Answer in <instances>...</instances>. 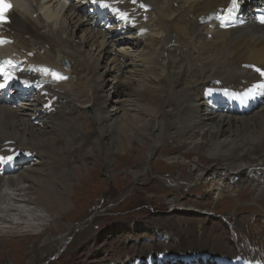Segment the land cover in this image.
Here are the masks:
<instances>
[{"label":"bare ground","instance_id":"1","mask_svg":"<svg viewBox=\"0 0 264 264\" xmlns=\"http://www.w3.org/2000/svg\"><path fill=\"white\" fill-rule=\"evenodd\" d=\"M139 1L151 6L146 17L138 18V27L131 34L110 38L108 30L91 27L86 12L79 11L76 3L64 10L60 0H14L6 31L13 42L10 47H0V55L25 51L33 53L32 63L61 67L60 61L64 59L70 69L65 71L67 75H61L65 82L50 89L57 98L55 112L43 114L39 100L16 105L0 102V149L20 148L34 157L18 165L13 173L0 177V233L13 226L28 234L34 226L26 223L29 217L43 229L32 235L41 238L32 248L63 244L65 231L58 222L71 214V207L75 208L73 181L76 172L82 171V164L74 169H69V165L75 152L82 159L84 146L87 155H99L108 161L111 154L126 152V144L139 141L147 147L148 159L161 153L167 141L175 139L173 142L186 152H196L206 159L209 165L204 170L212 171L217 163L230 170L231 174L219 184L215 179L207 180L212 191L218 192L217 201L227 194L231 197L252 168L263 171L264 155L256 156V152L264 146V89L257 95V107L241 115L237 108L247 105L237 104L236 98L245 94L233 96L225 89L231 87L246 93L244 88L250 83L264 82V77L251 72L254 68L264 70V24L257 14L264 10V0H239L250 6L237 17L245 21L240 26L225 28L220 26L223 17L229 15L226 10L230 0ZM144 29L149 33L144 34ZM11 86L24 95L18 84ZM5 94L4 88H0V101ZM90 105L95 135L86 144L81 120ZM245 158L247 163L242 162ZM175 159L183 163L180 157ZM147 166L143 160L130 173L131 178L142 183ZM194 172L191 169L184 182L200 181V174ZM259 182L255 196L261 199L264 180ZM174 183L166 186L174 192L166 203L175 214L184 208L186 212L180 213L192 217L189 212L198 211L177 202L181 193ZM10 214H15L12 216L20 222L14 224L8 219ZM187 221L192 222L185 231L189 246L178 228L165 218L152 220L143 227L150 229L154 238L172 239L166 251L169 260L162 261L155 254L153 262H149L150 254L142 252L144 256L135 259L137 264H186L179 259L193 251L203 254L189 264H218V260H213L215 256L238 255L222 222H206L198 229V240L193 218ZM61 229L60 240H51L50 233ZM131 229L139 227L125 224L112 226L109 231ZM198 241L200 249L196 246ZM161 246V242L154 244L155 253L163 252ZM260 248L264 250V235Z\"/></svg>","mask_w":264,"mask_h":264},{"label":"rangeland","instance_id":"2","mask_svg":"<svg viewBox=\"0 0 264 264\" xmlns=\"http://www.w3.org/2000/svg\"><path fill=\"white\" fill-rule=\"evenodd\" d=\"M93 106L97 107V103ZM85 110L81 121L85 125L84 133L87 136L85 143L89 144L95 135L94 113L91 105ZM167 115L171 116L169 113ZM173 140L175 139L166 142V147L161 151L163 156L159 151L148 159L147 147H143V143L139 141H133L131 145L126 144V152H122V155L111 154L110 162L103 160L99 155H87L86 146L82 150V159L79 152L73 153L69 169L82 164V171L76 172L75 182L73 181L76 187L74 190L76 198L72 199L75 208L71 207V214L63 216L58 222L65 231L63 244L53 246L51 243L36 250L32 247L41 238H32V235L34 237L43 230L38 222H31L29 217L26 218L28 221L25 219L26 223L34 225L28 234L24 233L25 229L6 227L3 223V228H6L0 233V264H127L132 259L144 256L142 252L154 251V244L161 242L153 237L150 229L147 231L143 229L158 218L172 222L188 246L191 244L185 231L192 222H188L187 219L193 218L198 240L201 237V230L198 229H202L206 222L220 221L226 226L238 255L240 248L246 255L257 257L261 253L264 254V250L260 248L261 236L264 235V198L255 196L257 186H260L259 181L264 180V169L261 171L252 168L246 178L240 180L236 192L231 197L227 194L222 198L218 197L217 201L218 192L212 191L213 186L207 180L212 178L219 184L231 174L230 170L221 163L215 164L212 171L204 170L209 165L205 158L196 152H186L187 150L177 146ZM257 155H264V146L258 148ZM167 157L169 159H166ZM175 157H180L183 163L177 161ZM143 160L144 164L148 165V170L144 172L147 176L144 182L137 183L131 178L130 173L135 171ZM242 162L247 163V158ZM193 168L196 171L194 174H200L197 180H201L193 183L184 182ZM201 172H205L204 175L207 176L204 177ZM172 180L180 187L178 192L181 195L177 202L198 211L189 212L192 213V217H189V214H182L186 212L184 208L179 209V214H175L166 203L174 197V192H170L166 187L175 185ZM12 215L15 214H10L8 219L13 220L14 224L19 223L17 216ZM125 224L131 226L136 224L139 229L116 230L110 233L109 229L112 226ZM89 231L92 236L87 235ZM61 232L62 229L59 232L53 230L50 233L51 240L57 238L59 241L58 234ZM82 235L84 236L81 237ZM91 237L93 239H90ZM214 237L215 235L211 239ZM170 240L161 242L162 251H167L171 244ZM196 246L200 249V241ZM251 249L254 250L248 251Z\"/></svg>","mask_w":264,"mask_h":264},{"label":"snow or ice","instance_id":"3","mask_svg":"<svg viewBox=\"0 0 264 264\" xmlns=\"http://www.w3.org/2000/svg\"><path fill=\"white\" fill-rule=\"evenodd\" d=\"M94 2H95V0H94ZM131 3L136 4L137 3V0H131ZM100 6L101 7H104V8L110 7V5H108L107 3H104L103 0H101ZM237 6H238L237 0H231V5L227 9L228 14L229 15L232 14L235 11V9L237 8ZM5 7H7V6H5ZM140 7H144V5L141 4ZM113 11L114 12H118V14H119V16L121 18H124V19H127L128 18V14L125 13V12H119L118 9H113ZM229 15L224 16L223 17V20H227L229 18ZM258 19H259V22L261 24H264V15H261ZM223 20H222V25H223ZM254 71L259 74V77H264V70H262L260 68H254ZM46 74H47V71H46ZM51 75H52L53 79H55V80L64 79V77L58 75L55 72H52ZM2 87H4V85L0 84V88H2ZM258 88L259 89H264V82L259 83L257 85H254L253 88L249 90V94L254 93L255 90L258 89ZM225 92H227V89H225ZM0 159H4V158L3 157H0ZM7 159H11V157H7Z\"/></svg>","mask_w":264,"mask_h":264}]
</instances>
